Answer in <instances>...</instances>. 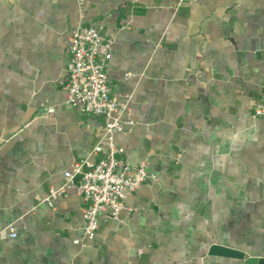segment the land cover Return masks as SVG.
Instances as JSON below:
<instances>
[{
	"label": "crops",
	"instance_id": "0c3cea01",
	"mask_svg": "<svg viewBox=\"0 0 264 264\" xmlns=\"http://www.w3.org/2000/svg\"><path fill=\"white\" fill-rule=\"evenodd\" d=\"M79 24L114 38L108 80L134 120L115 141L149 173L92 239L75 189L42 201L104 133L66 103ZM263 100L264 0H0V264H244L214 244L264 257Z\"/></svg>",
	"mask_w": 264,
	"mask_h": 264
},
{
	"label": "built area",
	"instance_id": "2783aa9c",
	"mask_svg": "<svg viewBox=\"0 0 264 264\" xmlns=\"http://www.w3.org/2000/svg\"><path fill=\"white\" fill-rule=\"evenodd\" d=\"M114 38L98 26L77 25L68 41V78L64 84L66 103L84 113L105 118L104 133L90 154L63 172V182L42 198L54 206L58 196L75 189L86 199L83 209V236L94 238L103 220L118 218L125 207V198L149 177L147 163L132 167L120 154L123 148L115 141V134L134 123L129 113L128 99L113 93L108 80V66L112 58ZM131 75V74H128ZM51 108L50 111H53ZM254 114L264 118V100L256 102ZM104 153L99 160L93 155ZM11 235L16 236L11 228ZM81 243V239L74 240ZM151 264H162L153 262Z\"/></svg>",
	"mask_w": 264,
	"mask_h": 264
},
{
	"label": "water",
	"instance_id": "95a60500",
	"mask_svg": "<svg viewBox=\"0 0 264 264\" xmlns=\"http://www.w3.org/2000/svg\"><path fill=\"white\" fill-rule=\"evenodd\" d=\"M210 253L219 256H228L244 259V264H264V257L249 256L239 249L225 246L222 244L212 245Z\"/></svg>",
	"mask_w": 264,
	"mask_h": 264
}]
</instances>
